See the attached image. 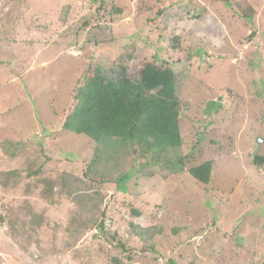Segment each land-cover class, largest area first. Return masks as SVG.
Returning <instances> with one entry per match:
<instances>
[{
  "label": "rangeland",
  "instance_id": "rangeland-1",
  "mask_svg": "<svg viewBox=\"0 0 264 264\" xmlns=\"http://www.w3.org/2000/svg\"><path fill=\"white\" fill-rule=\"evenodd\" d=\"M148 62L176 72L159 90L180 100L183 143L165 154L180 172L126 149L95 158L66 126L85 76L140 81ZM256 155L264 0H0V264H264ZM208 159L205 183L189 168ZM131 223L163 232L143 241Z\"/></svg>",
  "mask_w": 264,
  "mask_h": 264
},
{
  "label": "trees",
  "instance_id": "trees-1",
  "mask_svg": "<svg viewBox=\"0 0 264 264\" xmlns=\"http://www.w3.org/2000/svg\"><path fill=\"white\" fill-rule=\"evenodd\" d=\"M237 5L240 8L237 12L241 16L249 20L253 18L252 6H245L242 1H238ZM175 79L176 72L171 67H160L152 62L143 66L140 81H135L125 68L116 77L95 71L85 76L83 83L75 88L76 105L66 126L94 140L97 146L95 158L104 160L103 156L106 155L105 160H111L119 153L123 157L121 151L126 149L132 151L136 159L165 160L167 167L180 172L184 170L182 158L172 160L165 155L168 148L180 147L183 143L180 100L159 90ZM104 148L110 149V157ZM163 155L165 158L162 159ZM255 161L264 164V155H256ZM213 164L214 160L208 159L190 167L189 172L208 183L211 181ZM106 168L96 172L103 177L110 169ZM125 175L111 180L122 184L121 181L127 177ZM162 232L163 228L157 224L145 226L131 223V233L143 241H152Z\"/></svg>",
  "mask_w": 264,
  "mask_h": 264
},
{
  "label": "water",
  "instance_id": "water-1",
  "mask_svg": "<svg viewBox=\"0 0 264 264\" xmlns=\"http://www.w3.org/2000/svg\"><path fill=\"white\" fill-rule=\"evenodd\" d=\"M260 140H261V138H260ZM3 219H4L3 215L0 214V224L3 222Z\"/></svg>",
  "mask_w": 264,
  "mask_h": 264
}]
</instances>
